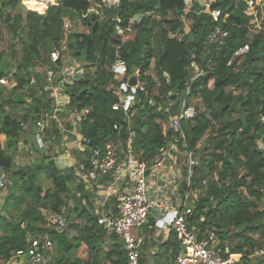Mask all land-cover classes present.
Returning <instances> with one entry per match:
<instances>
[{"label":"trees","instance_id":"1","mask_svg":"<svg viewBox=\"0 0 264 264\" xmlns=\"http://www.w3.org/2000/svg\"><path fill=\"white\" fill-rule=\"evenodd\" d=\"M22 2L26 5L21 6ZM93 2L99 7L89 12ZM118 2L114 8L104 6L102 0H0V26L7 37V45L0 49V78L14 84L11 89L0 85V134L6 138L0 145V166L8 175L3 197L6 216H0V264L25 249L31 239L43 237L52 243L45 253L46 264H127L120 238L98 225L93 211L68 205L73 200L72 169L60 170L48 157L27 167L13 163L20 124L37 122L53 108L52 92L45 82L47 70L56 74L52 85L59 84L60 68L71 67V60L79 64L81 73L61 87L68 98V113L88 110L78 125L83 169L89 170L93 150L107 143L123 154L129 129L135 131L132 150L146 164L174 142L195 162L190 186L184 182L181 192L183 199L199 191L196 199L191 198L189 226L199 237L213 234L220 250L227 246L232 255H240L233 264H264V255L251 256L263 248L251 234L263 236L264 232V209L259 206L264 203L260 113L264 0H253L251 12L245 0H211L208 9L200 0H194L191 9L184 7L183 0ZM213 9L221 12L216 23L210 16ZM65 20L74 28L66 29ZM216 25L228 31L218 53L205 44ZM128 27L130 32L117 34V28ZM179 34L184 36L181 41L176 38ZM62 44L67 50L52 64L48 54ZM245 44L248 51L235 56ZM116 57L127 65L128 78L123 81L136 75L142 86L136 89L127 114L111 109L118 102L121 82L110 69ZM192 57L201 72L198 76ZM187 87V101L197 98L199 105L194 106V117L174 130L169 120ZM8 106L23 107L25 113L11 117L5 111ZM46 131L59 136L54 122ZM39 174L46 176L51 187L39 183ZM51 213L64 215L66 226L60 231L49 222Z\"/></svg>","mask_w":264,"mask_h":264},{"label":"built area","instance_id":"2","mask_svg":"<svg viewBox=\"0 0 264 264\" xmlns=\"http://www.w3.org/2000/svg\"><path fill=\"white\" fill-rule=\"evenodd\" d=\"M194 0H183L184 7L191 9ZM208 9L211 5V0H200ZM247 11H253V0H245ZM104 6H111L106 4V0H102ZM92 4L98 3L93 2ZM118 7L119 2L114 4ZM210 16L216 23L221 16L218 9L210 11ZM134 19L129 22L132 23ZM130 32L131 28L126 29L117 28V34L122 35L124 32ZM183 34L176 36L178 41L183 39ZM228 37V31L222 29L219 25L214 26L211 32L206 37V47L213 48L218 53L221 51ZM65 44L60 48L53 49L48 54V58L52 64H56L61 60L62 55L66 52ZM248 51V45L245 44L235 52V56H241ZM191 66L196 72L197 76L201 74L198 66L195 64L193 57L191 58ZM113 76L120 80L118 87V102L111 106L113 111H121L127 114L130 106L134 101V93L136 89H142L141 84L136 81L134 86L128 85V81L123 80L127 77L126 62L116 57L111 67ZM78 70L62 65L59 71V84L69 83V81L77 75ZM150 73L153 75L151 68ZM56 74L52 70H47L45 82L52 86ZM154 80L156 77L153 75ZM128 78V77H127ZM129 80V79H128ZM32 83V80L30 81ZM0 85L13 86L6 78H0ZM130 90V93L128 91ZM188 87L182 97L181 103L177 113L170 117V126L177 130L182 121L192 119L195 115V107L191 105L186 96L188 94ZM149 104H153L149 100ZM86 113L88 110L85 111ZM38 132H44L48 128L46 118L38 120L36 123ZM23 127V124H20ZM117 129V125L113 126ZM135 136V131L129 129L128 141L123 154H120L116 145L107 143L103 149H94L90 157L91 169L87 173L90 180H96L98 175H110L114 179H120L125 182V189L118 196L117 214L115 216H101L97 218L98 225L112 231L122 241L126 256L127 264H139L140 258V229L144 225L149 214L160 208L159 203L148 194L147 191V164L141 162L134 154L131 147V140ZM37 139L41 142L39 135ZM168 156L167 149L159 152L154 158L156 166H159L161 161ZM195 162L192 159L188 160L187 167L191 171ZM191 175V172L190 174ZM8 184L7 172L0 166V197L1 193L6 189ZM193 201L184 205L180 211H172L165 213L158 223L162 226H167L169 229L177 232L186 251L178 255L172 264H233L238 260L232 259L233 255L230 253L229 247H224L222 250L217 248V239L213 234H208L199 237L193 228L189 226V217L192 215ZM49 222L54 226L56 231H60L66 226L65 217L63 214L51 213L48 216ZM52 246L51 241L47 237L31 239L25 249L17 250L14 255L6 262V264H17L24 261L30 264H46L45 253ZM261 254L264 252L261 251ZM254 255H259L255 252Z\"/></svg>","mask_w":264,"mask_h":264},{"label":"crops","instance_id":"3","mask_svg":"<svg viewBox=\"0 0 264 264\" xmlns=\"http://www.w3.org/2000/svg\"><path fill=\"white\" fill-rule=\"evenodd\" d=\"M93 5L89 12L96 11L98 5ZM109 7L116 8L115 5ZM68 25V22L65 21L64 26L67 28ZM133 76L138 81L137 76ZM13 86H8V89ZM47 88L52 92L54 103L52 110L45 118L48 126L54 122L59 136L56 137L49 131L38 132L35 125L36 121L28 120L22 123L20 141L13 156L14 166H31L48 157L54 161L58 169L63 171L72 169L73 180L69 184V189L73 200H70L68 204L70 208L84 207L93 211L97 218L115 216L117 214L118 196L125 189V182L114 179L110 175H98L96 180H90L87 177L91 167L87 171L83 169L84 157L81 153L84 146L82 137L78 132L79 122L86 110L68 113V98L62 87L55 84ZM5 111L11 117L22 116L25 113L23 107L20 106H8ZM37 135H39L41 142L38 141ZM5 141V136L0 134L1 147ZM166 149L168 156L161 161L159 166H156L154 159L147 164V191L151 197L157 200L160 208L149 214L140 229L142 242L139 248V264H172L178 255L186 251L180 235L167 226L160 225L158 221L165 213L180 211L185 204L192 201L193 192L187 193L183 199L181 192L184 190V182H186L185 187L190 186L189 174L191 171H189L187 163L189 159L193 160V158L186 151L177 149L174 142H169ZM184 173L187 174L186 179H184ZM38 180L44 188L51 187L50 181L44 174H39ZM6 193H1V196L4 197ZM106 248L108 246H105Z\"/></svg>","mask_w":264,"mask_h":264},{"label":"rangeland","instance_id":"4","mask_svg":"<svg viewBox=\"0 0 264 264\" xmlns=\"http://www.w3.org/2000/svg\"><path fill=\"white\" fill-rule=\"evenodd\" d=\"M117 3V0H109L108 1V4L109 5H114V4H116ZM23 4L24 5H26L24 2H22V3H20V5L21 6H23ZM20 6V7H21ZM91 6H94L93 4L91 5ZM91 6H90V8H89V11H90V9H91ZM170 17H172V16H170ZM65 21H67L68 22V27L66 28V29H73L74 27H71L72 25L69 23V21L68 20H65ZM76 29V28H75ZM0 39H1V42H0V49H2V48H4L7 44V37H6V33H5V31H4V29L0 26ZM71 62V67H73V68H76V70H77V68L79 67V64L78 63H76V62H74V61H70ZM190 104L191 105H193V106H196V105H199V99H197V98H193V99H191L190 100ZM192 170V169H191ZM192 172V171H191ZM7 192V189L6 190H4L3 192H2V194H5ZM193 193H194V196H193V199H196V197H198V194H199V191L198 190H193ZM195 197V198H194ZM3 197L1 196V198L0 199H2ZM259 206H260V209H264V203L263 202H261L260 204H259ZM263 223H264V220H263ZM264 227V226H263ZM251 236L254 238V239H256V240H258L259 242H262V244H263V248L261 249V250H256V251H254L253 252V255H251L252 257L254 256V257H260V256H263L264 255V253L263 254H261L260 252L261 251H263L264 252V232H263V236H262V234H260V233H252L251 234ZM261 238H263V239H261ZM255 252H257L259 255L257 256V255H254L255 254ZM232 259H234V260H238V259H240V256L239 255H237L236 257L233 255V257H232Z\"/></svg>","mask_w":264,"mask_h":264},{"label":"water","instance_id":"5","mask_svg":"<svg viewBox=\"0 0 264 264\" xmlns=\"http://www.w3.org/2000/svg\"><path fill=\"white\" fill-rule=\"evenodd\" d=\"M139 16H137L135 19H138ZM2 74V72L0 71V75ZM136 83V80H135V76H132L129 80H128V85L130 86H134ZM175 98V96L173 97V99ZM260 113L262 115V118L264 120V98L261 99V107H260ZM4 200H0V216L2 217H5L6 216V213L2 210L3 208V205H4Z\"/></svg>","mask_w":264,"mask_h":264}]
</instances>
